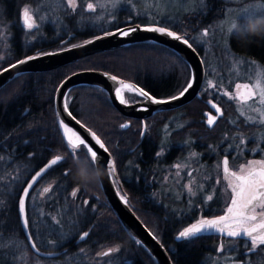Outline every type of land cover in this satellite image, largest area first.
Here are the masks:
<instances>
[{"label":"trees","instance_id":"1","mask_svg":"<svg viewBox=\"0 0 264 264\" xmlns=\"http://www.w3.org/2000/svg\"><path fill=\"white\" fill-rule=\"evenodd\" d=\"M88 1L92 0H77L74 8L68 6L59 14L58 23L62 24L64 32L60 36L61 43L57 44L48 42L50 38L42 34H35L34 39L25 41L28 33L34 34V31L29 29L30 32L24 33L20 11L24 5L35 6L40 0H0V31L5 29L10 33L14 46L13 51L0 60V69L28 54L79 43L118 26L147 24L145 17L132 15L131 9L127 10L128 6H124L109 26H97V23L90 22V13L85 9ZM248 1L254 0H242V3ZM237 2L203 0L193 9L178 12L172 19L173 23L161 20L159 24L184 35L202 55L201 48L192 41V37L200 30L215 25L228 5ZM124 11H128L127 14H123ZM262 17L264 14L256 18ZM21 36L25 37L26 44H20ZM65 38L68 40L62 42ZM228 45L242 56L250 54L258 57L264 65V31L246 35L231 33ZM91 68L132 81L157 98L178 93L189 78L188 65L177 53L160 43L142 41L90 54L50 70L20 73L0 87V238L17 241L7 246L13 252L11 264H156L149 252L128 234L107 202L100 184L85 187L74 178L79 159L74 158L73 150L61 134L53 98L57 85L65 76ZM220 84L221 87L224 85ZM234 99L224 91L218 97L223 115L216 124L222 148L233 140L234 132L237 136H251L258 127L237 115ZM194 102H200L205 109L209 107L197 96L183 109L188 110ZM66 105L102 140L115 164L116 186L128 195L129 207L163 244L172 264H203L207 257L210 258L214 242L177 239L181 224L174 219L175 215L178 216L176 213H165L161 211V206L154 207L143 198L140 201L131 185H125L124 189L119 186V179H132L136 173L131 157L142 134L140 123L128 118L129 126L122 128L120 124L127 117L112 105L103 89L93 85L71 87L66 94ZM144 132L146 136L148 131ZM245 148L242 146L238 150L241 152ZM74 151L75 157H80L83 146ZM57 155L61 156V161L52 165L34 185L27 201V220L37 247L44 251H60L58 256L43 257L35 254L23 239L15 203L32 172ZM49 186L51 190L44 193L43 189ZM74 190H78L75 197L71 195ZM85 201L88 203L85 204ZM178 214L183 217L184 224L186 214ZM10 227L12 233L8 231ZM85 231L89 235L75 242ZM109 248L119 251L108 256L101 255Z\"/></svg>","mask_w":264,"mask_h":264},{"label":"flooded vegetation","instance_id":"2","mask_svg":"<svg viewBox=\"0 0 264 264\" xmlns=\"http://www.w3.org/2000/svg\"><path fill=\"white\" fill-rule=\"evenodd\" d=\"M27 7L24 5L20 11L23 27L26 26L23 21V10ZM45 36L50 38L48 42L61 43V35H55V31L51 34L47 31ZM54 38L56 41H53L55 40ZM23 43L21 42L20 44L22 45ZM13 47V44H9L6 51L11 53ZM209 73L212 74V72L206 71L204 67L203 81L195 96L200 97L204 104L207 102L209 106L207 109L203 108L200 102H194V105L189 107L188 110H184L183 107L187 102L181 105L182 108L179 106L157 111L147 117L125 116L127 119L123 120L120 124L121 126L125 122H128L129 125V119L133 118L142 126V134L138 146L131 157L136 173H134L135 175L132 179L127 180L124 177L119 179V186L124 189L125 185H131L140 201L143 198L154 207L155 205L161 206V211L165 213H176L178 216L176 217L175 215L174 219L177 220V223L181 224L180 231L195 223L198 219H210L226 214L231 199L227 205H221L223 185L222 183L220 185L221 180H226L229 184V178L223 171V160L225 157L229 161V171L236 172L239 175L242 173L237 172L232 167L237 162H240L241 158L244 161L250 157L259 158L260 153L258 149L260 147L264 148L263 129H260L261 136L256 137L246 136L245 134L237 136L236 132H234L231 137L233 138L232 142L229 141L228 145H225L223 148L221 147L220 130L216 123L223 115L218 100L222 90L218 87L219 81L218 83L214 82V78L207 80L209 79ZM209 81L215 85V88L209 87ZM239 85L242 86V84ZM238 92H240V89L235 88L233 90L232 96L235 98L234 100L244 102L238 95ZM150 95L152 94L150 93ZM124 97L129 102H138L144 99L138 93L130 91H124ZM213 105L216 107H213ZM217 108H219V111H217ZM210 116L216 117L212 125H208L207 123ZM145 130L148 131L146 136H144ZM205 132L207 134H204ZM246 143H250V147H247ZM242 146L246 148L239 152L238 148ZM253 148H256V150L250 155V149ZM177 165H179V168L176 167ZM209 195L213 196L211 201L207 200V196ZM210 202H212L213 208L210 207ZM183 212L186 215L187 213H191V215L184 216V224H182L183 217L178 214ZM259 221L260 216L257 213V220L252 223H259ZM18 223L21 229L19 219ZM8 231L12 233L11 227ZM29 232L32 236L30 227ZM21 233L28 245L22 229ZM32 239L35 243L33 236ZM188 239H196L197 242H214L210 258L207 257L203 264H209V262H212V264H264V245H260L255 250L249 251L251 249L250 238L245 239L243 235L241 237H228L226 233L208 231L200 234L198 237ZM15 242L17 241L11 238H0V264L12 263L13 252L11 251V247H7V245H13Z\"/></svg>","mask_w":264,"mask_h":264},{"label":"water","instance_id":"3","mask_svg":"<svg viewBox=\"0 0 264 264\" xmlns=\"http://www.w3.org/2000/svg\"><path fill=\"white\" fill-rule=\"evenodd\" d=\"M148 25L165 27V28H168L170 31L175 32L171 28L164 26V25L140 24V23H129V24H125L122 26H118L108 31L115 32L117 28H121L124 30H128L131 28L142 29ZM103 34L104 32L98 35L92 36L79 43L67 45L65 47H61L58 49L38 52L34 54H28L24 57H21L11 62L10 64L0 69V87L4 85L7 81H9L11 78H13L14 76L20 73L50 70V69L59 67L64 64L74 62L90 54L102 52V51L113 49V48L122 47V46L135 43V42H142V41L160 43L170 48L171 50H173L186 62L189 68L188 81L190 79V74L194 75L195 77L194 86L191 89H189V91L185 93V95H183L181 98L176 99V100H171L172 96L167 97V98L155 97L160 100L169 101L167 103L154 104V103L148 102L145 98L142 101L129 102L125 99V97H124L125 103H121L114 93V88L121 86L120 82L131 84L138 88H141V87H139L132 81L124 80L119 77H117V81L113 82L106 76L102 75V73H108L107 71H104L101 69H93V68L77 70L65 76L57 85L55 89L54 98H53L56 120H57L59 129L61 131V134L64 140L67 142V139L69 136H71L73 140H77V142H78V139H83L85 143L89 147L92 148V150L97 152L98 154L97 166L100 167L104 173L101 178L100 188L107 202L109 203L110 207L112 208V210L114 211L117 218L120 220V222L122 223V225L124 226L128 234L132 236L136 241L137 240L140 241V244L149 252V254L152 256L156 264H172L170 256L167 250L165 249V247L163 246V244L135 215V213L132 211L129 205L128 204L125 205L122 202V200L119 198L120 196H125L126 198H128V195L122 192L121 189H119L116 186L115 184L116 171L112 173L111 175L109 174L108 165L110 162L113 161V159L110 153L108 152V150L105 151L104 149L100 148V146L95 142L94 138L92 137V133H95V132L89 127H87L85 124L80 122L69 111L68 107L65 108L64 105L66 104V94L71 87L76 86V85L86 84V85H93V86L103 89L108 94V97L112 105L121 114L127 117H139V118L147 117L157 111L176 108V107H179L189 102L198 93L201 87L202 81H203V77H204L203 61L197 49L190 42L189 44L192 45L191 48L183 44L181 41L169 38L167 35H160L155 32L137 30L135 32H132L128 37H121L120 35H113V36L104 37L103 39H95V37L103 36ZM178 35L182 37L183 39H187L182 34L178 33ZM67 40L68 38H65L62 42H66ZM90 40L94 42L87 43ZM28 56H34L38 58L30 60L25 64L18 65L16 68L10 67L13 64H17L18 61L26 59V57ZM4 69H8V71H4ZM108 74L109 76H114L110 73ZM186 86H187V83L184 87ZM184 87L178 93L174 94L173 96H180V93L183 91ZM124 91H128V90L123 89V92ZM243 91H245V89L241 88L240 92H243ZM124 124H128V122H125ZM95 135L99 137L96 133ZM100 141L102 140L100 139ZM52 159L54 158L49 159L47 162H45L43 165L37 168L34 172H32V174L24 182L18 194L17 201H16L17 216H18L23 234L25 238L27 239L28 245L35 254L39 256H43V257H55L60 254V251H44L36 247L32 239V236L29 232L28 225L27 227H25V225L22 223L25 217L27 218L26 207H25V211L22 213L19 210L18 201L22 197L23 189L27 187L29 183H31L34 187V185L40 180V178L52 166L51 164ZM37 172H40L41 174L38 177H36L35 180H33V177L36 176ZM31 189L29 190V193ZM26 202H27V199H26ZM213 218H210V219H213ZM82 234L83 232L78 236L75 242L81 241L80 236ZM32 245H35V247H33Z\"/></svg>","mask_w":264,"mask_h":264},{"label":"rangeland","instance_id":"4","mask_svg":"<svg viewBox=\"0 0 264 264\" xmlns=\"http://www.w3.org/2000/svg\"><path fill=\"white\" fill-rule=\"evenodd\" d=\"M202 1L203 0H120L118 3L117 0H92L88 1L87 4H93L95 6V11L88 10L87 4L85 9L90 13V22H95L97 26L100 27L109 26L110 23L116 19L118 11L124 8V6H128L127 10L131 9L132 15L145 17L147 24H159L161 20H164L165 23L168 21L170 24L171 22L173 23L174 20L172 19L178 12L193 9ZM237 1H241V3ZM223 2L237 3L228 5L223 17L217 21L215 25H210L207 29L200 30L192 37V41L201 48V59L205 70L212 72V74L209 73V79L207 80L214 78V82L218 83L219 81L218 87L222 88L221 90L224 91V93H229L230 95H232L237 84H242V86L245 84L254 86L256 82L259 81L261 86L264 87V66L261 60L250 54L242 56L232 51L228 45L232 33L229 32L228 29L239 10L248 8L249 14L255 19L264 14V0L248 1L247 3H242V0H223ZM101 5H103V7H101ZM68 6L66 0H41L39 4L27 7L33 16L34 34L28 33L30 31L26 26L23 27L24 33H28V37H26L25 41L28 42L34 39L35 34L45 35L47 31L50 34L55 31V35L63 34L64 29L62 24L58 23V19L59 14L67 9ZM127 12L128 11H124L123 14H127ZM250 19L247 20V23ZM127 20H130V18H127ZM236 24L240 26V21L237 20ZM205 30H207V35H205ZM9 37L10 33L7 30L2 29L0 31V60L4 59L7 53H9L6 51L7 46L12 42ZM24 38L21 36L20 40L24 42ZM26 42H24V44H26ZM220 83L224 85L221 87ZM235 104H237V115L239 117L243 118L244 121L254 122L258 126L250 137L261 136L260 129H263L262 132H264V103L260 102V97H252L251 99L244 100V102L235 100ZM246 145L250 147V143H246ZM255 150L256 148L250 149V155L254 153ZM258 151L260 153L259 158L250 157L245 161L241 158V160H239L240 162H237L232 168L241 173V169L247 167L250 161L264 160V148L260 147ZM221 183L223 185L221 191V205L224 206L229 203L232 193L226 180H221L220 185ZM260 211H262V209L257 208V213H260ZM50 263L51 262H45V264ZM209 264H212V262H209Z\"/></svg>","mask_w":264,"mask_h":264},{"label":"snow or ice","instance_id":"5","mask_svg":"<svg viewBox=\"0 0 264 264\" xmlns=\"http://www.w3.org/2000/svg\"><path fill=\"white\" fill-rule=\"evenodd\" d=\"M66 2L67 5L72 6L74 8L76 6L77 0H66ZM117 2L119 3L120 0H117ZM101 7H103V5H101ZM87 9L90 11H95V6L89 3L87 4ZM250 18H253V16L249 14L248 8H243L239 10L235 19L231 22L228 31L232 32L233 34H239L238 26L236 24L237 20L240 21V26L244 27L246 30L247 20ZM23 21L27 29L34 28L33 16L30 14L27 8H24L23 10ZM137 30L150 31L160 35H167L169 38L181 41L189 48L192 47V45L189 44V40L183 39L178 35L177 32H173L170 31L168 28L159 27L155 25H148L142 29L131 28L128 30H124L121 28H117L115 32L104 31L103 36H97L95 37V39H103L104 37L113 36V35L128 37L132 32H135ZM205 35H207V30H205ZM92 42L94 41L90 40L87 43H92ZM36 58L38 57L28 56L26 57V59L20 60L17 62V64H13L10 67L16 68L18 65L25 64L28 61ZM4 71H8V69H4ZM102 75L106 76L113 82L117 81V77L109 76L108 73H102ZM194 83H195V77L194 75L190 74V79L187 82V86L184 87L183 91L180 93V96H172L171 100H176L181 98L183 95H185V93L189 91V89H191L194 86ZM120 84H121L120 87L114 88V93L121 103H125L123 89H127L128 91L133 93H138L140 97L145 98L148 102L154 104L169 102L167 100H160L151 96L150 93L146 92L142 88H138L136 86L124 82H120ZM209 87L215 88V85L212 84L211 81H209ZM241 87L245 89V91L243 92H238V95L242 100H248L251 99L252 97L259 96L260 102L264 103V87L261 86L259 81H257L254 86H250L247 84L243 86L239 84L236 85V88L238 90L241 89ZM64 107L66 108L67 105L65 104ZM213 107L216 106L213 105ZM217 111H219V108H217ZM215 120H216L215 116H210L207 120L208 125H212ZM128 126H129L128 124L121 125L122 128H126ZM92 137L94 138L95 142L100 146V148L107 151L105 145L103 144L102 141H100L99 137H97L95 133H92ZM67 143L70 149L73 150L74 158L83 160L85 161V163L91 166L97 165L98 162L97 152L92 150V148L89 147L83 139H78L77 142V140H73L72 137L69 136L67 139ZM81 146H83V154L80 157H75L74 150L80 148ZM61 159H62L61 156L57 155L54 159L51 160V164L55 165L58 161H61ZM228 164L229 161L227 157H225V159L223 160V165H224L223 171L224 173L227 174L229 178V188L232 193L230 206L227 208L226 214L222 216H217L213 219H207V218L198 219L195 223H192L190 226L185 227L182 231H180L178 236L176 237L177 239L194 238V237H198L202 233L208 231H214L222 234L226 233L228 237H241L243 235L245 239L250 238L251 249L249 251L255 250L260 245H264V160L250 161L247 167L241 169L242 174L239 175L236 172H230L228 168ZM176 167L179 168V165H177ZM108 168L110 175L115 172L114 161L109 163ZM40 174H41L40 172H37L36 176L33 177V180H35L36 177H38ZM32 187L33 185L29 183L27 187L23 189L22 197L18 201V207L22 213L25 211L26 199L29 197V190ZM50 190H51V186L44 188L43 192L48 193ZM77 191L78 190H74L71 193V195L75 197L77 195ZM119 198L122 200V202L125 205L128 204V200L125 196H120ZM212 199L213 196L210 195L207 196L208 201H211ZM87 203L88 202L85 201V204ZM257 208L262 209V211H260L259 213L260 221L259 223H252L257 220V214H256ZM22 223L25 225V227H27L28 220L26 217L22 221ZM56 223L57 225L59 224L58 221ZM88 235H89L88 232H83V234L80 236V239L83 240ZM136 243L139 244L140 241L137 240ZM32 246L35 247V245ZM117 251H119V249L109 248L108 251L102 253L101 255L108 256L112 252H117Z\"/></svg>","mask_w":264,"mask_h":264},{"label":"clouds","instance_id":"6","mask_svg":"<svg viewBox=\"0 0 264 264\" xmlns=\"http://www.w3.org/2000/svg\"><path fill=\"white\" fill-rule=\"evenodd\" d=\"M238 31L241 35L249 33L259 34L264 31V17L250 19L247 23V29L238 26ZM103 170L96 166H91L83 160L76 161V171L74 178L77 179L81 185L87 187L91 184H100L103 176Z\"/></svg>","mask_w":264,"mask_h":264}]
</instances>
